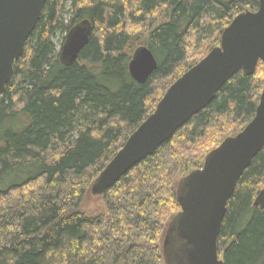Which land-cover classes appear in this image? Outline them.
<instances>
[{
  "label": "trees",
  "instance_id": "16d2710c",
  "mask_svg": "<svg viewBox=\"0 0 264 264\" xmlns=\"http://www.w3.org/2000/svg\"><path fill=\"white\" fill-rule=\"evenodd\" d=\"M260 0H46L24 54L0 94V264H166L179 182L255 116L264 66L237 72L210 104L86 208L91 185L168 88L220 45L223 30ZM90 39L61 60L82 20ZM63 34L57 49L55 38ZM148 46L158 66L130 74ZM264 148L227 204L218 251L224 264H264Z\"/></svg>",
  "mask_w": 264,
  "mask_h": 264
},
{
  "label": "water",
  "instance_id": "95a60500",
  "mask_svg": "<svg viewBox=\"0 0 264 264\" xmlns=\"http://www.w3.org/2000/svg\"><path fill=\"white\" fill-rule=\"evenodd\" d=\"M46 0H0V94L11 80L14 64L24 54ZM92 24L78 23L67 35L61 60L72 64L87 45ZM259 61L264 66V0L256 11L238 14L223 30L220 45L180 76L166 91L124 146L91 185V194L102 195L134 166L206 108L229 78L239 71L252 74ZM148 46L139 47L129 62L133 79L145 83L157 69ZM264 148L263 90L253 119L236 135L226 137L211 150L201 168L182 178L178 186L181 210L168 224L163 253L166 264H224L218 237L227 204L238 180L253 158ZM264 207V188L254 200Z\"/></svg>",
  "mask_w": 264,
  "mask_h": 264
},
{
  "label": "rangeland",
  "instance_id": "374dc122",
  "mask_svg": "<svg viewBox=\"0 0 264 264\" xmlns=\"http://www.w3.org/2000/svg\"><path fill=\"white\" fill-rule=\"evenodd\" d=\"M63 34H57L56 38H55V43L57 46V49H59L61 47V40L63 38ZM86 208L87 206L90 208H102L103 203H102V199L101 197L98 196H94V195H88L86 198Z\"/></svg>",
  "mask_w": 264,
  "mask_h": 264
}]
</instances>
